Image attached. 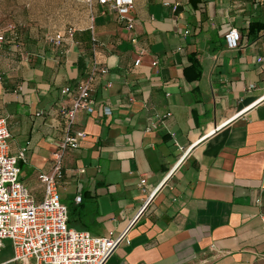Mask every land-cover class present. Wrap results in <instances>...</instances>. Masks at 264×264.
I'll return each instance as SVG.
<instances>
[{"label": "crops", "instance_id": "0c3cea01", "mask_svg": "<svg viewBox=\"0 0 264 264\" xmlns=\"http://www.w3.org/2000/svg\"><path fill=\"white\" fill-rule=\"evenodd\" d=\"M179 1L172 12L133 0L126 27L82 0H0V27L13 25L0 50L10 152L26 147L20 177L40 201L37 174L66 133L60 89L85 77L91 24L106 72L91 84L93 113H75L70 129L84 137L60 159L56 188L80 209L70 224L125 231L103 264H264V0ZM68 26L58 45L46 38Z\"/></svg>", "mask_w": 264, "mask_h": 264}, {"label": "built area", "instance_id": "2783aa9c", "mask_svg": "<svg viewBox=\"0 0 264 264\" xmlns=\"http://www.w3.org/2000/svg\"><path fill=\"white\" fill-rule=\"evenodd\" d=\"M90 8L97 4L108 11H114L118 21L126 27L131 26L132 18L128 15L133 7V0H82ZM161 4L176 11L179 0H161ZM91 18V16H90ZM0 27V50L6 40L4 32L11 30ZM90 30L91 62L83 79L74 85L64 86L60 89L61 94H70L69 106H59L58 115L65 127V135L56 146L52 154V168L49 172H39L37 179L43 185V195L40 201H36L30 194L28 187L20 177L19 161H26V147L21 148L17 154L10 152V132L7 120L0 116V249L4 248V240L11 242L13 256L8 262L21 261L24 264H103L112 250L124 239V232L113 236L111 231L106 235H93L87 230L73 227L68 222L67 207L60 202L57 192V183L62 177L61 155L67 149L77 147L78 140L84 137V132L71 130V125L77 111L88 114L95 110L91 97L90 88L96 76L106 72L97 52V41L93 27ZM73 28L66 27L46 38L58 45L63 38L71 37ZM183 29L182 33H186ZM224 44L227 48H236L240 32L234 25L228 26L222 33ZM139 59L134 60L137 64ZM155 60L151 62L152 65ZM3 73L0 71V81ZM249 84L248 88H252ZM21 89V86L18 87ZM102 115H108L110 110L101 106ZM153 122L148 128H154ZM81 172V169L79 170ZM140 184L144 179L139 180ZM80 195L73 197L77 203ZM264 226V217L261 216Z\"/></svg>", "mask_w": 264, "mask_h": 264}, {"label": "rangeland", "instance_id": "374dc122", "mask_svg": "<svg viewBox=\"0 0 264 264\" xmlns=\"http://www.w3.org/2000/svg\"><path fill=\"white\" fill-rule=\"evenodd\" d=\"M38 4L37 3H29L28 8H30V10L35 9V12L38 14ZM25 171V168L22 169V172ZM57 192L59 195V200L60 202H62L63 204H68L69 202V198H68V192L66 191V189H63L61 187L57 188ZM4 248L0 249V262H5V261H9L10 258L13 256V250H12V246H11V242L9 239H5L4 240ZM5 264H24L22 262H7Z\"/></svg>", "mask_w": 264, "mask_h": 264}, {"label": "trees", "instance_id": "16d2710c", "mask_svg": "<svg viewBox=\"0 0 264 264\" xmlns=\"http://www.w3.org/2000/svg\"><path fill=\"white\" fill-rule=\"evenodd\" d=\"M252 25V22H249V26H251ZM79 203H80V201H79ZM78 205H80V204H78ZM74 209H72V210H70L69 208H68V206H67V216H68V222L70 223H74V216L72 215V213L74 212V213H77V212H79V207L76 205V206H74L73 207Z\"/></svg>", "mask_w": 264, "mask_h": 264}]
</instances>
